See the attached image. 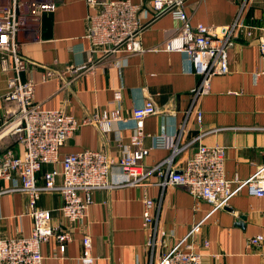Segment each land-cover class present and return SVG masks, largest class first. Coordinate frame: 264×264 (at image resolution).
<instances>
[{
	"label": "crops",
	"instance_id": "1",
	"mask_svg": "<svg viewBox=\"0 0 264 264\" xmlns=\"http://www.w3.org/2000/svg\"><path fill=\"white\" fill-rule=\"evenodd\" d=\"M138 4L143 51L124 55H104L101 47L86 37L88 17L93 12L84 0H55L51 12L41 17L33 35L20 36V54L27 60L22 80L34 83V102L44 109L61 108L78 121L116 107L121 97L123 121L108 133L92 123H82L59 150V158L85 149L106 153L116 160L120 143L133 135L131 109L151 99L156 112L144 119L143 145L151 147L153 135L168 134L175 140L171 149L150 148L143 160L149 169L172 156L171 168L180 170L198 144L226 147L224 171L229 180L248 179L264 167V75L254 79L263 60L257 38L264 33V0H246L241 22L252 27L253 35L239 30L227 50L229 71L211 80L210 92L192 104V90L198 77L189 71L183 53L165 51L161 46L181 28V21L169 12L155 13L151 0H130ZM242 0H184L189 23L223 26L231 24ZM118 60V61H117ZM84 66L73 71L75 67ZM47 72L50 75L47 76ZM6 75L0 69V153L10 148L16 155L21 147L1 125L2 116L13 103L4 102ZM201 112L197 119L196 112ZM53 168L44 164L37 183ZM161 178L151 173L141 185H131L128 177L113 168L112 186L92 192L85 219L70 223L60 213V195L40 194L37 206L49 209L52 223L67 229L71 240L62 256L51 237L41 245L42 264H82V238L89 235V253L95 264H149L182 238L210 211L211 205L195 199L183 186H161ZM57 182L60 181L58 177ZM235 185V182L233 183ZM10 183L0 180V189ZM153 201L152 225L143 221L144 199ZM264 194L249 195L245 187L233 195L228 205L210 213L192 235V248L202 255V264H264V243L251 245L249 238L264 232ZM243 218V219H242ZM159 232L156 243L147 245L152 230ZM32 219L29 200L20 191L0 195V238L29 236ZM163 232V233H161ZM207 242V245L205 243Z\"/></svg>",
	"mask_w": 264,
	"mask_h": 264
},
{
	"label": "built area",
	"instance_id": "2",
	"mask_svg": "<svg viewBox=\"0 0 264 264\" xmlns=\"http://www.w3.org/2000/svg\"><path fill=\"white\" fill-rule=\"evenodd\" d=\"M84 1L93 10L88 17L86 34L92 45L101 47L104 55H129L143 51L140 44L142 26L138 18V4L130 0ZM54 4L55 0H0V69L6 75V92L2 99L13 103L12 108L2 116L1 125L15 136L21 147L19 155L10 148L0 153V180L10 183L9 187L0 189V195L13 191L25 193L32 219L29 236L0 238V264H42L44 257L40 248L51 237L56 240L58 255L62 256L71 240V234L67 229H61L59 225L52 223L49 209L37 206L40 194L45 191L57 192L61 198V215L70 223L79 222L87 216L92 192L112 186L110 175L113 168L125 173L131 185H141L149 174L156 173L161 178L159 185L183 186L195 199L204 200L211 205L206 216L177 240L158 262L149 263L202 264V255L192 248V235L210 213L226 207L230 198L243 187L249 195H263L264 167L256 169L246 180H229L224 171L226 147L200 143L180 170L171 168L172 156L146 169L143 160L150 148L171 149L172 154L178 150L175 144L177 134L153 135L151 147L143 145L144 119L156 112L151 99L131 109L133 135L128 143L119 144L115 161L106 153L92 149L67 153L60 159V148L74 135L80 124L92 123L101 132L108 133L114 123L123 119L119 94L114 98L117 104L115 108L95 113L82 121L61 108L44 109L34 102V83L30 79L22 80L21 77L28 64L19 51L20 36L36 33L41 17L44 13L51 12ZM183 4L184 0H151L155 13L169 12L182 23L181 28L165 40L161 49L185 55L189 71L198 77L192 90L194 104L199 97L210 92L214 76L228 73L227 50L234 44L237 32L245 30L247 36H252L253 31L252 27L241 22L246 0H242L235 20L223 26L203 23L191 25ZM257 40L263 65L254 71V79L264 75V33ZM49 75L50 72H47V76ZM196 115L200 120L199 110ZM44 164H52L53 168L44 173L43 184H38L36 175ZM58 177L59 182L56 181ZM152 208L153 201L144 199L142 216L146 226L153 223ZM262 215L264 216V212ZM158 234L154 228L148 239V246L155 245ZM249 243L255 246L264 243V232L250 237ZM82 246L84 252L79 257L80 262L95 264L97 257L89 253V235L83 236Z\"/></svg>",
	"mask_w": 264,
	"mask_h": 264
},
{
	"label": "water",
	"instance_id": "3",
	"mask_svg": "<svg viewBox=\"0 0 264 264\" xmlns=\"http://www.w3.org/2000/svg\"><path fill=\"white\" fill-rule=\"evenodd\" d=\"M243 219V218H242Z\"/></svg>",
	"mask_w": 264,
	"mask_h": 264
}]
</instances>
